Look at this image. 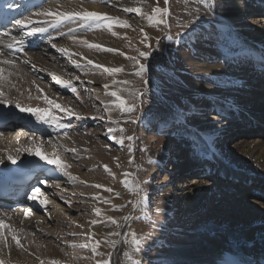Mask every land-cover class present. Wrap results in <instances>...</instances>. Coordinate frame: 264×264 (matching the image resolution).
<instances>
[{
    "label": "rangeland",
    "instance_id": "obj_1",
    "mask_svg": "<svg viewBox=\"0 0 264 264\" xmlns=\"http://www.w3.org/2000/svg\"><path fill=\"white\" fill-rule=\"evenodd\" d=\"M45 2L39 7L40 12L87 9L127 22L130 26L121 27L113 23L112 31L117 35H112V32L104 27L109 21L85 23L79 19L64 20L53 26V16L36 15L42 18V28L49 30L43 38L23 31L13 21L3 27L1 33L12 32L13 38L35 43V47L29 50V53H32V59L29 60L41 61L48 71H52L51 73L65 82L64 85L51 84L33 69L28 71L32 80H8L6 77L0 81L3 98L10 101L8 104H0V112L19 114V118L9 120L7 126L0 127V139L4 140L3 149H16L18 146L14 147L13 140L21 134L28 143L27 138L32 139L29 143L31 146L35 143L43 152L51 154L55 151L59 154L67 165L66 169L59 171L61 177L50 179L47 176L48 184L38 188L39 179L44 177L45 172L32 169L31 171L36 173L32 174L30 189L32 193L35 189H40L43 195L36 194L38 198L51 195V192L55 191L56 198L52 200L60 208L68 209V214L62 215V222L51 223L44 217H39L48 232H45V229L42 232L35 231L31 226L25 225V219L18 221L21 217L13 215L11 209H2L0 219L11 223L10 227L17 231L22 244V247H17L14 242L17 249L8 257V262L49 264L50 261L56 260L61 264H97L99 260H108L109 264H171L174 245L191 244L196 237L204 234L208 223L194 226L193 221L210 211H215L217 203L212 195L222 188L211 176L201 173L197 176L194 172L200 162L192 153L189 138L198 134L190 131H198L203 135L215 126H232L238 122L230 111L232 103L222 102V96L230 94L236 88L235 80L238 78L225 70L214 73L209 69H201L195 62L189 61L188 54L198 45L201 53L204 49L211 51L212 58L217 55L220 58L249 55L264 69V49L246 39L240 26L230 27L222 18L229 11L225 0H213L216 7L208 0L210 8L205 7L200 0H169V15L163 17L166 24L150 23L142 15L124 11L128 7H141L143 12L151 13L153 7H165L164 0ZM251 2L261 5L264 0ZM93 5L100 9L93 10ZM214 9L220 16L215 14ZM253 17L252 21L246 20L244 23L264 28V14L255 13ZM160 18L157 16V19ZM252 28H249L250 32H253ZM50 35L52 36L49 37ZM169 36L171 39H168ZM84 41L101 45L102 48H90ZM59 48L68 49L70 55L58 51ZM137 50L147 51L149 56L140 57ZM128 57H136L145 65L146 71L142 76L135 74L139 65ZM14 60L19 64L28 63L22 54L15 55ZM89 60L92 61L91 64L88 63ZM96 65L122 67L123 71L109 75ZM193 74L197 76L198 81L192 78ZM194 83L214 86L219 93L214 98L207 89L193 86ZM105 84L108 85L107 88L104 87ZM72 89L76 91L73 92ZM137 90L143 93L139 100H135L131 95ZM112 91H117L128 104L134 103L135 110L120 111L114 103L115 98L108 95ZM44 96L62 106L61 109L52 108L55 121L40 122L31 113L21 112L16 107L18 101L23 107L49 108L43 99ZM67 101L74 103L76 109L68 105ZM216 107L228 115L227 119L222 117ZM64 108H70L79 118L77 115H69ZM22 117H29L35 125L38 123L40 126H30L35 129L28 130L22 124ZM163 119L166 123H163ZM254 128L256 126L240 131L239 136L228 138L234 128L227 132L226 136L214 138L209 142L215 150L230 152L237 144L252 141ZM11 134L14 136L12 143L7 140ZM129 136L133 139L128 140ZM15 152L20 158L24 153L30 156L27 151ZM173 161L179 163L178 174L166 172ZM229 163L231 171L239 169L238 161L230 160ZM105 165L111 174L105 171ZM193 172L195 174H192ZM251 174L260 176L255 172ZM125 180L128 181L127 186L122 182ZM194 182L210 185L213 190L208 197L209 207L192 214V208L197 206L200 190L188 198L183 196L180 200L182 204L173 201H178L181 192L191 191L192 186L189 185ZM257 184L250 182L243 190L247 193L261 190L264 193L262 189L257 190ZM95 185L103 187L97 188ZM224 185L232 186L229 182ZM224 191H227V188ZM28 196L13 209L23 213L24 209L28 208L31 210V216H43L44 214L29 207ZM234 199L237 200L236 195ZM251 200L254 201L255 197ZM95 209L100 210V215H96ZM237 209L236 203L231 206L233 214ZM109 216L117 223H111L107 219ZM94 220L97 223L93 224ZM131 233H135L141 241L138 246L131 244ZM190 233L195 234L191 237L188 235ZM89 235L92 240L100 241L97 250L102 255L93 256L89 249L70 247L72 243L86 242ZM185 235H188V239L184 240L182 236ZM111 241L116 242L115 247L110 245ZM43 244L50 246L47 249L45 247V250L44 246L41 247ZM115 251L117 256L114 260ZM125 253H128V256Z\"/></svg>",
    "mask_w": 264,
    "mask_h": 264
},
{
    "label": "bare ground",
    "instance_id": "obj_2",
    "mask_svg": "<svg viewBox=\"0 0 264 264\" xmlns=\"http://www.w3.org/2000/svg\"><path fill=\"white\" fill-rule=\"evenodd\" d=\"M211 1L213 7H216L213 0ZM251 1L252 0H225L228 4L229 11L225 17H221L230 27L240 26L241 29H243V36L246 39L255 42L264 49V28L262 26H250L253 24L247 25L244 23L246 20L252 21L254 19L253 14H260L262 11L264 12V2L261 5H256ZM44 2L45 0H0V30L8 25L9 22H15L16 20L28 17L32 20V23L24 27L20 26L21 29L23 31L26 30V32H29L31 35H35V37H45L49 30L43 32L31 31L32 28H42V18H39L36 15L37 13H40L41 10H39V7ZM9 4H12L11 8L8 7ZM92 9L97 11L100 8L93 5ZM215 11L216 10L214 9V12ZM215 14L220 16L217 12H215ZM23 16L25 17L23 18ZM249 28H252L253 32H250ZM49 34H51V32ZM51 36L52 35L49 37ZM32 47H35V43L20 38H13L12 32H0V54H2L0 55V59H10L15 62V55L22 54L28 60V63H22L23 65L16 62L14 66L0 64V68L4 69V78L8 77V80L9 78H13L17 81H29L32 79L29 77L28 71L33 69L35 73L44 76L51 84L61 85L53 80L52 77L54 73L48 71L41 61L29 60V58L32 59V53H29V50ZM192 51L193 52L188 54L189 61L195 62L201 67V69H209L214 73L225 70L233 73L238 78V80H235L237 86L233 92H229L230 94L222 96L223 103H232L230 111L234 120L238 122L232 126L231 124L215 126L211 131L203 135L198 131H190V133L195 132L198 134L197 136L195 135L189 138L192 153L200 162L194 172L197 173V176H199L200 173L204 176H211L216 184L222 186V188L221 191L214 192L212 195L215 197L214 202L217 203L215 211H210L206 215L193 221L194 226L197 224L208 223V226L204 230V234L196 237L191 244L180 246L174 245V248L171 251V264H264V193L260 190H264V69L261 68L260 63H258L254 57L249 55L241 54L226 56L225 58H220L217 55L219 58H217V56L212 58V55L210 54L212 53L211 51L204 49V52L201 53L198 45L194 46ZM206 54L209 57L206 56ZM261 63L263 64V62ZM9 73H11V75H9ZM192 78L198 81L197 76H194V74L192 75ZM192 85L199 86L203 90L207 89L213 97L217 96L219 93V90L214 86L198 85L195 83ZM67 102L73 109H76L74 103L70 101ZM216 110L222 114V117L226 118L228 116L224 114L223 110L220 108L216 107ZM16 117L19 118V114L15 112H10L8 114L0 112V127L7 126L2 122L13 120ZM21 119L23 121V126L28 130L35 129L33 128L34 126H40L38 123L35 125L33 119L29 117H22ZM217 121L220 122L218 118ZM163 123H166L164 119ZM259 124L262 125L260 126ZM255 126L256 128H254L255 130L252 133V135H254L253 140L237 144V147L230 152L224 150L220 152L215 150L209 142V140L211 141L214 138L226 136V133L232 131L234 128L235 130L231 132L232 134L231 136H228V138L239 136L241 135L240 131ZM13 137L14 136L11 134L8 136L7 140L11 142ZM27 139L29 140V143L32 142L30 137ZM3 141L4 140L0 139V181L14 182L26 179L29 182L32 180V174L36 173L34 171H43L45 172V175L43 178L39 179V183L37 184V187L40 188L45 187L48 184L47 176H49L50 179L61 177L59 171L62 169L57 168L55 165L47 164L44 160H41L38 155L29 156L24 153L21 158L16 155L17 152L15 151H25V149L31 147V144H29L27 140L25 141V137L21 134L18 138H14L13 140L15 141L14 147L18 146L16 149H10L8 148L9 146L7 147L8 149H3ZM40 152L41 154H48L41 149ZM9 155L15 158V163L8 159ZM230 160L238 161V168L240 170L231 171L229 169ZM32 169L35 170L31 171ZM179 170V163L173 161L166 172L169 174H178ZM194 172L192 174H195ZM252 172L260 174V176L250 175ZM45 178H47L46 181ZM41 181L44 183H41ZM225 182H229L232 186L224 185ZM250 182H257V190H260L262 193L260 191H258L260 193H247L246 190H243ZM189 186H192V190L185 191L184 193L181 192L178 195V201L173 202H176V204H182L180 200L183 196H187L185 198H188L194 193L197 194L200 190L196 202L197 206L192 208V214L207 209L210 203L208 197L212 194L211 191L213 188L210 185H205L199 182H194V184ZM189 186H187V188ZM225 188H227V191H224ZM25 190H28L27 194L31 193L29 187L22 191ZM51 193V195L41 198H38L37 195H35L34 199L28 198L27 200L29 207L38 213L44 214L43 216L37 215V217L33 216V214L32 216L29 215L28 217H25L24 212L20 213L17 209H13L16 203L23 198L22 195H20V190L16 192V195H13L10 198L7 204H14L11 211H13V215L21 217L18 221L22 222V219H25L24 222L27 227L31 226L35 231L42 232L46 226H43V221H41L39 217H44L49 222L56 223L62 222V219H64L62 215L64 216L68 214V209L66 210L63 207V209L60 208L52 200L56 198L54 194L55 191H52ZM33 194L34 193L31 195ZM234 195H236L237 200L234 199ZM253 197H255L256 201L251 200ZM40 199H46L48 203L45 206H41L39 203ZM16 200L18 201L16 202ZM235 203L237 204L238 209L235 210L233 214L231 206ZM228 216H230V218ZM0 221H3L6 225H11V223L6 220L0 219ZM11 228L13 227L11 226ZM45 230V232H48L47 229ZM0 231L5 235L8 234L7 228L0 229ZM194 234L195 233H190L188 235L193 237ZM188 235L182 236L183 239H188ZM8 240L9 246L7 248L5 247L4 242L0 240V259L4 260L6 264H11L8 262V257H10L11 254L13 255L17 248L15 247L14 242L11 241L10 236L8 237ZM25 241L27 243L29 242L27 238ZM47 244H43L41 247L44 246L43 249H45V247L47 249L50 246ZM252 248L253 250L251 251ZM47 252L49 251L47 250Z\"/></svg>",
    "mask_w": 264,
    "mask_h": 264
},
{
    "label": "snow or ice",
    "instance_id": "obj_3",
    "mask_svg": "<svg viewBox=\"0 0 264 264\" xmlns=\"http://www.w3.org/2000/svg\"><path fill=\"white\" fill-rule=\"evenodd\" d=\"M200 2L205 6L210 8L211 5L208 4V0H200ZM169 3V0H164V4L165 7L161 8L159 6L157 7H153L151 10V13H145L142 11L141 7H128L125 8L124 11L125 12H135L137 15H142L144 16V18H146L150 23H164L166 24V20L163 17H167L169 15V9L167 7ZM9 8L12 7V4L8 5ZM37 15H45V16H53L54 17V25L61 23L64 20H76L79 19L85 23H87L88 21H109L108 23L104 24V27L107 28L108 31L112 32V35H117L116 32L112 31V27H113V23L120 25L121 27H129L130 25L127 24V22H121L118 19H114V18H110L108 17L106 14H101V13H97L94 11H88L87 9H83L80 11H58V12H51L50 10H43L40 13H37ZM157 16H160V19H157ZM32 20L28 17H25L24 19H19L15 21V24L21 27H24L28 24H31ZM32 32H43L46 31V29L44 28H32L31 29ZM143 31V30H141ZM145 39H147V37L145 36ZM168 39H171V37L169 36ZM143 42V41H142ZM22 43V41H21ZM84 44H86L88 47L90 48H97V49H101L102 46L98 45V44H89L88 41H84ZM53 47H55V45H53ZM104 51H116L115 49H102ZM58 51L62 52V53H66L69 54L68 49L65 48H59ZM138 51V54L140 57H144L147 58L149 56V53L147 51ZM121 55H124L123 53H120ZM2 55V54H0ZM128 59L133 60L136 64L139 65V69L138 71L135 73L137 76H142L145 71V65L143 63H140V61L136 58V57H128ZM89 64L92 63V61H88ZM0 64H8V65H13L15 64V62L13 60H2L0 59ZM79 66V65H77ZM96 67L98 68H103V71L108 73L109 75H112L114 73H118L123 71L122 67H104L103 65H96ZM9 75H11V73H9ZM53 80L61 85H64L65 82L58 76H56L55 74H53ZM4 80V69L0 68V81ZM127 83V82H124ZM105 88L108 87L107 84L104 85ZM73 92H75V89H72ZM3 92L0 91V104H8L10 103V101L6 100L3 98ZM108 95L112 96L115 98L114 103L116 105V107L119 108L120 111H126V112H133L135 110V104H128L127 101L117 92V91H112L110 93H108ZM131 95L134 97L135 100H139L140 97L143 95V93H141L140 91H134L131 93ZM43 99L45 100V102L50 106L49 108L46 109H40V108H33V107H23L21 106V104L17 101L16 102V107L21 111V112H29L32 115H34L36 117V119L40 122H44V123H48L49 121H55L56 117L55 115L52 114V108H56V109H61L62 106L59 104H56L53 100L48 99L47 96H44ZM65 112H67L69 115H77L75 112H73L70 108H64L63 109ZM77 118H79V116L77 115ZM135 122V121H133ZM109 131H112V129H109ZM122 131V129H121ZM128 140L133 139V137L129 136L127 137ZM121 143H123V140L120 141ZM25 151H27L30 155H38L40 156L41 160H44L47 164L50 165H55L57 168L60 169H66L67 165L64 163V161L61 159V156L59 154H57L55 151L51 154H41L40 152V146L36 145L35 143L33 144V146L25 149ZM72 151H75V149H72ZM9 160H11L13 163L16 162L15 158L12 157L11 155H9L8 157ZM105 171L109 172V174H111L110 170L108 169L107 165L104 166ZM125 186H127L128 181H122ZM41 183H44L43 181H41ZM95 187L100 188L103 187L102 185H95ZM137 188L139 187V185L136 186ZM107 191H111V189H106ZM36 194H40L41 196L43 195V193L40 192V189H35L34 194L33 195H29V199H34ZM39 203L41 206H45L48 201L46 199H40ZM135 207V205H134ZM96 212V215H100V210L99 209H95L94 210ZM24 215L25 217H28L29 215H31V210L30 209H26L24 210ZM109 221H111V223L116 224L117 221L113 218V217H108L107 218ZM93 224L97 223V221H92ZM3 228H7L8 229V234L5 235L2 231H0V240H2L4 242L5 247L7 248L9 246V240L8 237H11V241L15 242L17 247H22V244L20 243V239L16 233V231L14 229H12L9 225L4 224L3 221H0V229ZM22 231V229H21ZM111 235H119V233H111ZM131 244L133 246H138L141 241L136 237L135 233H131ZM100 241L99 240H92L91 235H89V238L86 242L84 243H72L70 244V247L72 248H79V249H89L92 253L93 256H100L102 255L100 252H98V247H99ZM116 242L115 241H111L110 245L112 247H115ZM109 256L111 255L110 253L108 254ZM126 256H128V253H125ZM129 259L131 260V257L129 256ZM0 264H6V262L2 259H0ZM41 264H43V262H41ZM49 264H61L60 261H56V260H52L49 262ZM97 264H109L108 260H99L97 261ZM133 264H135V262H133Z\"/></svg>",
    "mask_w": 264,
    "mask_h": 264
},
{
    "label": "water",
    "instance_id": "obj_4",
    "mask_svg": "<svg viewBox=\"0 0 264 264\" xmlns=\"http://www.w3.org/2000/svg\"><path fill=\"white\" fill-rule=\"evenodd\" d=\"M126 229V228H125ZM116 256H117V251H115L114 253V260L116 259ZM114 264V263H113Z\"/></svg>",
    "mask_w": 264,
    "mask_h": 264
}]
</instances>
